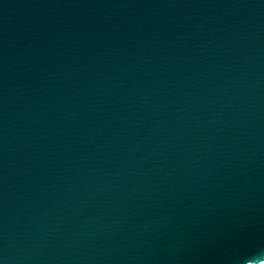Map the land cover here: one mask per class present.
Segmentation results:
<instances>
[{
    "label": "water",
    "instance_id": "1",
    "mask_svg": "<svg viewBox=\"0 0 264 264\" xmlns=\"http://www.w3.org/2000/svg\"><path fill=\"white\" fill-rule=\"evenodd\" d=\"M0 264H264V0H0Z\"/></svg>",
    "mask_w": 264,
    "mask_h": 264
}]
</instances>
